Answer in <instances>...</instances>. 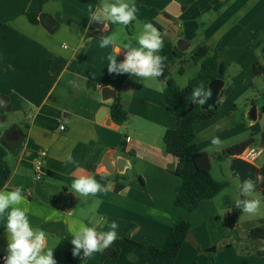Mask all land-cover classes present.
Instances as JSON below:
<instances>
[{"label":"crops","instance_id":"1","mask_svg":"<svg viewBox=\"0 0 264 264\" xmlns=\"http://www.w3.org/2000/svg\"><path fill=\"white\" fill-rule=\"evenodd\" d=\"M123 2L137 7L134 25L153 23L174 46L186 49L184 55L192 56L203 46L217 48L231 70L219 102L252 87L261 94L264 108V75L254 74L257 62L264 67V0ZM101 3L0 0V96H4L0 99V191L22 189L27 203L21 207L28 208L32 226L46 233V249H54L57 264H102V250L88 257L73 256L70 230L83 224L106 232L113 221L118 224L117 234L134 226L132 240L160 248L177 223L190 222L192 231L173 264H264V256L244 251V245L234 240L246 243L250 231L264 225L263 210L243 212L234 238H229L227 210L235 201L217 202L223 192L203 201L195 212L175 205L182 181L173 173L178 160L166 153L163 144L165 133L176 124L175 114L165 106L164 91H157L165 84L158 78L142 82L134 74L108 73L107 57L116 42L105 48L100 44L112 24L106 31L104 26L96 30L90 13ZM28 13L39 14L38 24L30 21ZM41 15L49 18L46 25L40 23ZM127 50L121 49L118 62ZM106 87L120 94L129 114L123 125L113 121L112 103L102 99ZM257 109L258 120L264 121V112ZM256 122L250 127L255 128ZM263 131L264 124L255 134ZM198 139L197 135L199 151L206 152ZM41 150H47L48 157L45 175L37 180L34 164ZM263 154L251 155L248 148L239 156L262 169ZM69 156L75 163H66ZM119 159L126 160L123 172L117 167ZM80 176H92L102 185H112V190L87 197L74 193L71 184ZM117 184L124 185L118 192ZM67 194L70 203L64 202ZM5 220L0 217V255L7 254ZM111 245L121 250L112 264H145L140 251L124 240Z\"/></svg>","mask_w":264,"mask_h":264},{"label":"trees","instance_id":"2","mask_svg":"<svg viewBox=\"0 0 264 264\" xmlns=\"http://www.w3.org/2000/svg\"><path fill=\"white\" fill-rule=\"evenodd\" d=\"M27 16L32 23L38 24V13H28ZM158 29L163 31L161 28ZM159 54L167 56V60L165 61L163 75L157 78L165 84V106L176 117L175 127L168 130L163 137L166 153L178 160V165L173 173L182 181V186L174 203L179 208H183L189 212H195L203 201L213 200L229 186V183L219 182L214 179L211 173L212 158L208 153L200 152L196 143L195 123L197 121L210 120L218 115L220 104L218 103L217 107L205 111L197 103L191 109L190 106L193 103L191 101V93L198 85H203L208 90L211 81L215 79L225 80L230 63L220 57L216 47L203 46L199 48L191 56V59L200 69L195 77L189 81L188 85L181 89L170 78V69L171 65L177 60L183 59L184 54L166 38H164V48ZM263 71L264 67L260 66L257 62L254 66V74L261 76ZM227 96L231 97L230 94ZM262 112H264V108ZM110 114L117 125H123L129 120V114L122 105L120 94L112 104ZM253 144H255V139L251 137V139L241 144L226 149L223 152V156L219 155L218 158L221 160L233 155H242ZM124 145L123 143L122 149ZM261 171L263 175L262 182L254 190H259L262 198H264V166ZM9 176L10 171L6 168V178H9ZM139 181L143 184L141 178H139ZM123 187V184H117L116 191L122 190ZM241 200L244 199L242 198ZM242 214L243 211L236 208L235 203L230 206L229 213L226 217L229 238H234V228ZM133 229L134 226H129L124 232L117 234V239L124 240L133 250L140 251L143 263L173 264L190 235L192 226L188 221H180L177 223L171 229L163 248L157 247L149 242L132 240L131 233ZM234 240L237 244L244 245V251L254 252L259 256H264V225L253 228L250 231L246 243H241L238 239ZM120 254V248L110 245L109 248L100 252L101 263L112 264L119 259Z\"/></svg>","mask_w":264,"mask_h":264},{"label":"clouds","instance_id":"3","mask_svg":"<svg viewBox=\"0 0 264 264\" xmlns=\"http://www.w3.org/2000/svg\"><path fill=\"white\" fill-rule=\"evenodd\" d=\"M91 20L103 24V31H106L109 24L129 25L136 20L137 7L135 4L123 2V0H102L95 10L90 9ZM153 23H145L141 34L134 36L139 47L128 49L124 52V60L118 62L117 56L121 49L114 47L113 54L108 55L107 71L109 74H134L142 78V82L148 78H157L163 75L167 56L160 55L164 48V37ZM114 44L112 35L101 39V48ZM157 91H164L158 88ZM203 97L197 100V97ZM211 91L206 90L203 85L196 86L191 93V101L203 105ZM212 145H220L219 137H212ZM66 163H75L69 156ZM72 192L81 196H96L98 193H107L112 190V185H102L92 176H80L71 184ZM255 189V182L252 179L243 181V193H251ZM27 203L26 197L22 194L21 188L11 191H0V217H6L5 230L7 233V254L4 256V264H57L54 259V249H46V233L40 228L33 227L28 208L21 207ZM258 199L236 200L235 207L244 213L255 214L260 207ZM52 219V217H48ZM109 231L98 232L94 227L81 224L78 229L70 230L72 235L71 244L73 256L88 257L92 253L105 250L117 239L118 224L113 221L109 225Z\"/></svg>","mask_w":264,"mask_h":264},{"label":"rangeland","instance_id":"4","mask_svg":"<svg viewBox=\"0 0 264 264\" xmlns=\"http://www.w3.org/2000/svg\"><path fill=\"white\" fill-rule=\"evenodd\" d=\"M112 2H115V0H112ZM137 26L138 25H134L132 22L127 26L112 24V29L109 31L108 35L114 37V41L118 48L126 49L125 45H130L132 48H136L139 47V45L133 37L141 34L143 31L142 25L139 28ZM196 43L197 42H195L194 45H196ZM199 69L200 67L193 63L190 52H188L184 55L182 60H177L171 65L170 78L175 81L179 88L183 89L188 85L189 81L195 77ZM230 72L231 70L227 71L225 77L227 84L229 82L228 77L231 74ZM261 76H259V78H261ZM256 90L257 89L251 87L248 90L239 91L236 93L234 99L232 96H226L227 99L224 100H227V102H219L218 116L210 121L198 122V127L195 131L196 136L198 135L199 137L198 143H200V147L203 148L202 150L206 151L212 158L211 173L214 179L219 182H228L229 186L231 184V187L228 186L229 188L227 187L225 189L226 191H223L217 199V202L225 203L226 205H230L229 203L232 199H234V201L241 200L242 198L250 200L258 199L260 202L262 200V195L259 190H254L247 194L243 193L240 188V183L233 179L229 173V168L227 169V159L224 158L220 160L218 158L219 155L223 156V152L226 149L241 144L251 139V137H254L255 139V144L250 147L251 155L256 156L261 152L264 153L262 132L260 134H255L257 129L263 126L264 121L259 119L256 122V127L253 128L250 127V122L245 119L246 112L251 110L253 105L257 108L260 107L262 110L263 98L261 94L258 92L256 93ZM222 97L223 95L221 98ZM5 127L6 126L3 128ZM214 136L220 138V145L211 144V139ZM229 209L227 210L228 213ZM258 210L264 211V205H260Z\"/></svg>","mask_w":264,"mask_h":264},{"label":"water","instance_id":"5","mask_svg":"<svg viewBox=\"0 0 264 264\" xmlns=\"http://www.w3.org/2000/svg\"><path fill=\"white\" fill-rule=\"evenodd\" d=\"M170 13H172L174 16H176V13H174L173 11H170ZM47 18V19H46ZM49 18L47 16L41 15L40 16V23L42 25H46V21H48ZM93 27L96 30L101 31L103 24L94 22ZM50 28V27H49ZM52 31V30H50ZM178 49L180 52H184L186 49L182 48L180 45H178ZM264 75V72L262 73ZM224 87H225V81L223 79H215L213 81H211L209 83L208 86V90L211 91V96L209 98L206 99L205 103L203 105H201V109L202 110H209L212 108L217 107L219 100H220V96L224 91ZM4 98V96H0V99ZM117 98V92L116 90L110 88V87H106L102 90V99L104 102H111L112 104L115 102ZM203 98L201 97H197L196 99L199 100ZM197 103H192L190 108L192 109L194 107V105ZM103 115H101L102 117ZM259 116H258V109L256 106L253 105L251 110H248L246 113V120L249 121L250 123H255L258 120ZM23 136V134H22ZM262 140L264 143V131L262 132ZM228 162H229V173L231 174V176L233 177L234 180H237L240 183V188L242 189L243 186V181L245 179H252L253 182H255V187L259 186L262 182V171L261 169L256 166L254 163L249 162L247 160H245L244 158L240 157L239 155H233L227 158ZM106 161L108 163H111L110 158H107ZM125 163L126 160L123 159H119L117 162V167L118 170L120 172H123L124 167H125ZM110 170V168L108 169ZM112 171V170H111ZM70 194L66 195V199L64 200V202L70 203ZM215 247L210 249V251H215Z\"/></svg>","mask_w":264,"mask_h":264},{"label":"built area","instance_id":"6","mask_svg":"<svg viewBox=\"0 0 264 264\" xmlns=\"http://www.w3.org/2000/svg\"><path fill=\"white\" fill-rule=\"evenodd\" d=\"M60 130L62 131L65 130V127L60 126ZM47 157H48L47 150H41L39 152L38 158L36 159L35 164H34V171H35V176L37 180L43 179L45 175L44 169H45V163H46ZM4 256L5 254L0 255V264H4V260H3Z\"/></svg>","mask_w":264,"mask_h":264}]
</instances>
